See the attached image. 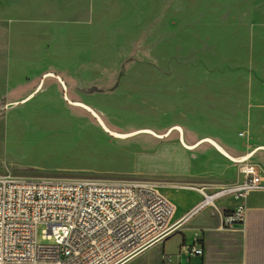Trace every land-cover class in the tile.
Instances as JSON below:
<instances>
[{"label":"rangeland","instance_id":"1","mask_svg":"<svg viewBox=\"0 0 264 264\" xmlns=\"http://www.w3.org/2000/svg\"><path fill=\"white\" fill-rule=\"evenodd\" d=\"M209 138L264 144V0H0V176L239 185Z\"/></svg>","mask_w":264,"mask_h":264},{"label":"built area","instance_id":"2","mask_svg":"<svg viewBox=\"0 0 264 264\" xmlns=\"http://www.w3.org/2000/svg\"><path fill=\"white\" fill-rule=\"evenodd\" d=\"M257 150L264 145L233 161L243 175L239 185L202 192L179 222L232 194L239 203L224 225L244 224L248 193L264 189L263 168L252 161ZM173 214V204L147 181L0 176V264H125L175 230ZM40 225L42 239L52 242L39 240ZM190 252L203 249L193 245Z\"/></svg>","mask_w":264,"mask_h":264},{"label":"crops","instance_id":"3","mask_svg":"<svg viewBox=\"0 0 264 264\" xmlns=\"http://www.w3.org/2000/svg\"><path fill=\"white\" fill-rule=\"evenodd\" d=\"M183 136L181 131L180 137ZM221 141L233 147L234 151H243L237 144L222 139ZM197 144L199 142H193L191 145L194 147ZM263 145L248 142L238 156ZM224 149L221 160L228 158L232 161L238 157L225 149L228 154ZM259 154L264 156L263 151L257 150L252 161L264 168V164L257 157ZM169 193L173 194L168 198L174 206L172 223L179 222L203 200L202 192L197 189L172 190L167 192ZM215 203L216 207L206 206L186 221L176 224L175 230L159 243L161 252L167 257V264H264V189L248 193L245 199L247 216L244 224L234 223L231 227L224 225L226 216L231 214L239 203L234 195L221 196ZM193 245L202 247L203 253L191 254L190 247Z\"/></svg>","mask_w":264,"mask_h":264},{"label":"bare ground","instance_id":"4","mask_svg":"<svg viewBox=\"0 0 264 264\" xmlns=\"http://www.w3.org/2000/svg\"><path fill=\"white\" fill-rule=\"evenodd\" d=\"M88 109V108H87ZM89 110V109H88ZM89 111H91L92 113H94L92 110H89ZM94 115L99 119V121H100V118H99V116L96 114V113H94ZM101 124H103V123H101ZM103 126L108 130V128L103 124ZM181 131V130H180ZM182 139V138H181ZM211 143H213V145L215 146V148L220 152V153H222V154H224V152H223V149H222V147H221V145L216 141V140H214V139H212V138H209L208 139ZM226 154V153H225ZM230 157V156H229ZM231 158V157H230ZM237 159V158H236ZM235 159V160H236ZM234 160V159H233ZM234 160V161H235ZM192 189H197V190H199V191H201V192H204V194H212V193H208V192H206V191H204V189H202V188H196V187H192ZM209 200H211V196H209Z\"/></svg>","mask_w":264,"mask_h":264}]
</instances>
